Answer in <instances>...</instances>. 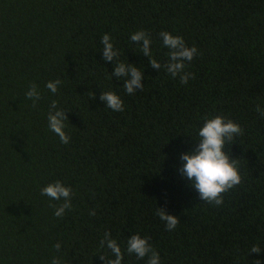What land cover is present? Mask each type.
<instances>
[{
    "label": "trees",
    "instance_id": "trees-1",
    "mask_svg": "<svg viewBox=\"0 0 264 264\" xmlns=\"http://www.w3.org/2000/svg\"><path fill=\"white\" fill-rule=\"evenodd\" d=\"M144 30L152 56L131 34ZM179 35L197 54L181 84L164 65L159 35ZM118 60L141 70L143 90L127 94L111 77L101 37ZM148 59L161 63L150 66ZM61 80L55 94L46 87ZM35 83L40 99L26 98ZM112 91L115 112L100 100ZM94 93L90 98L89 93ZM53 100L65 111L68 144L48 127ZM264 0H0V264H104L110 232L122 264H146L125 249L133 234L150 237L161 264H264ZM243 129L225 144L241 183L221 205L201 201L180 169L198 145L205 118ZM60 181L71 209L41 195ZM157 207L180 222L168 231ZM95 210V215L90 212ZM59 243L61 248L54 247ZM253 245L261 249L250 252Z\"/></svg>",
    "mask_w": 264,
    "mask_h": 264
},
{
    "label": "clouds",
    "instance_id": "clouds-1",
    "mask_svg": "<svg viewBox=\"0 0 264 264\" xmlns=\"http://www.w3.org/2000/svg\"><path fill=\"white\" fill-rule=\"evenodd\" d=\"M163 45L169 49L167 53L168 62L164 65L166 71L173 78L179 77L181 84H187L189 79L194 78L191 72H185V62H190L197 54L195 46L188 47L183 38L179 35H172L167 31L159 33ZM130 39L135 44L140 45V52L147 58L152 56L150 45L152 41L149 35L144 30H139L131 34ZM102 57L104 61H116L111 77L116 79L125 78L123 88L127 94H134L137 89L143 90L144 86L141 81L143 79L141 70L130 63L125 64L120 62L118 50L114 49L112 38L105 33L101 37ZM150 66L154 69H160L161 63L156 59H148ZM62 83L61 80L49 81L45 87L55 94L58 86ZM26 98L33 100V107L36 106V101L40 99V92L37 90V85L32 83L29 85L28 91L25 93ZM89 97L93 98L94 93H89ZM100 100L103 101L107 108L115 112H123L124 104L122 99L112 91L102 92ZM256 112L264 117V108L258 104ZM65 111L58 108L56 100H53L49 106L47 116L48 127L60 139L61 143L68 144L70 137L65 133V121L67 116ZM243 129L238 123L231 119H226L223 116L216 115L212 118H205L203 126L198 130V145L191 152L181 154V160L184 161L180 172L186 176L193 187L199 194L201 201H206L209 204L221 205L223 203V194L234 186L241 183V176L238 172V159L230 158L225 152V144L231 143L235 136L242 135ZM232 144V143H231ZM41 195L49 197L51 200L63 201L58 207L50 204V207L55 208L54 215L62 217L66 209H71L72 190L70 187L64 186L60 181L50 183L41 189ZM95 210L90 212V215H95ZM156 215L161 221L165 222L166 230H174L179 218L166 214L162 208L157 207ZM150 237H141L138 234H133L127 239L125 251L128 254H135L137 259L147 257L146 264H161L159 254L154 250L149 243ZM100 246L110 250L111 256L100 254V260L104 264H122L123 252L117 242L111 238L110 232H105L103 239L100 240ZM57 251L60 250L59 243L54 245ZM250 252L259 253L261 251L258 245H253ZM260 264V261H256ZM51 264H62L59 257H53Z\"/></svg>",
    "mask_w": 264,
    "mask_h": 264
}]
</instances>
